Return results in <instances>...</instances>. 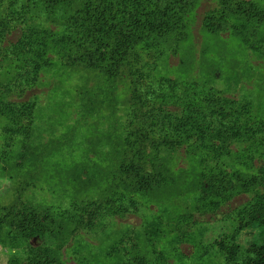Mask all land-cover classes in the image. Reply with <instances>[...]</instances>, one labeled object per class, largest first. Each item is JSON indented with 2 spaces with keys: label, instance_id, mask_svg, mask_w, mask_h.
<instances>
[{
  "label": "rangeland",
  "instance_id": "rangeland-1",
  "mask_svg": "<svg viewBox=\"0 0 264 264\" xmlns=\"http://www.w3.org/2000/svg\"><path fill=\"white\" fill-rule=\"evenodd\" d=\"M254 1L264 8V0ZM218 6L198 0L186 33L142 51L150 91L144 106L133 100L127 73L107 85L99 72L68 64L69 49L60 41L64 10L50 12L39 0L4 1L0 103L32 108L14 124V112L0 109V218L22 196L23 207L56 224L42 240L3 225L0 264H26L37 248L50 249L61 264H229L219 246L225 238L241 248L239 259L263 244L264 227H242L239 213L262 192L264 25L256 33L249 26L212 33L203 20ZM148 108L177 117L198 110L210 122L222 121L227 136H239L227 139L223 152L211 147L207 135L217 131L206 125L204 133L173 136L174 148L146 144V168L162 165L168 182L140 194L117 181L113 210L85 226L87 204L111 187L114 143L123 146L129 132L138 139ZM221 172L230 173L234 188L202 196L200 185ZM253 177L257 182L249 185Z\"/></svg>",
  "mask_w": 264,
  "mask_h": 264
},
{
  "label": "trees",
  "instance_id": "trees-1",
  "mask_svg": "<svg viewBox=\"0 0 264 264\" xmlns=\"http://www.w3.org/2000/svg\"><path fill=\"white\" fill-rule=\"evenodd\" d=\"M4 1L0 0V8ZM39 1L50 12L64 10L61 23L65 27V33L60 41L69 49L68 64L83 66L99 72L107 85L127 73L132 78L133 100L144 106L147 105L145 98H148L144 95L149 94L150 91L144 89L146 78L143 72L145 66L141 56L142 51L158 47L169 35L181 36L186 33L188 15L198 2V0ZM217 1L219 6L207 12L203 20L210 32L226 33L232 30L239 32L249 26L256 33L264 25V8L256 1ZM34 79L35 76L32 81ZM31 108L32 106L26 103L20 105L0 103L1 110L7 113L14 112L13 124L16 119L25 117L27 111L31 112ZM142 117L144 121L140 123L137 134H135L137 140L133 141L132 133L129 132L123 146L120 142L114 143L116 146L114 158L117 163L115 170L110 174L111 187L105 191L104 198L87 204L89 217L83 221L85 226H91L113 210L111 191L119 187L117 181L123 182L126 188L140 194H147L154 188L160 187V182H168L163 173L166 169L162 165H159L157 169L155 167L146 168L143 159L146 144L156 151H159L161 147L174 148L179 141L173 139V136H181V133H188L192 130H201L204 133L203 125H206L210 131H217L214 136L213 134L207 135L211 147L216 152H223L225 150L223 144L226 140L239 136V134L227 136L224 132H229V130L222 121L216 119L210 122L209 116L198 110H190L185 112L183 117H177L163 114L161 109L148 108ZM18 123L19 121L16 124ZM256 131L255 134H257ZM156 135L159 137H155ZM260 173L262 192L254 197L250 206L241 209L239 216L245 223L242 227L253 224L264 227V167H260ZM209 175L206 182L200 185L202 196L206 198L219 197L235 186L230 173L221 172ZM256 182L255 177L248 181L249 185H254ZM5 224L11 227V232L21 234L22 237L42 240L47 233L54 234L56 223L28 211L26 207H23L22 196H19L16 203L8 207L3 217L0 218V230ZM224 240L219 246L225 253L229 264H264V242L261 245H253L245 251L246 255L239 259L241 248L235 244L226 245ZM26 264L61 263L52 256L50 249L37 248L31 252Z\"/></svg>",
  "mask_w": 264,
  "mask_h": 264
}]
</instances>
